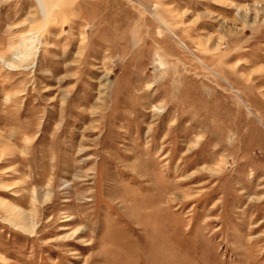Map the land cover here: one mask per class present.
Segmentation results:
<instances>
[{"label":"rangeland","instance_id":"obj_1","mask_svg":"<svg viewBox=\"0 0 264 264\" xmlns=\"http://www.w3.org/2000/svg\"><path fill=\"white\" fill-rule=\"evenodd\" d=\"M0 264H264V0H0Z\"/></svg>","mask_w":264,"mask_h":264},{"label":"bare ground","instance_id":"obj_2","mask_svg":"<svg viewBox=\"0 0 264 264\" xmlns=\"http://www.w3.org/2000/svg\"><path fill=\"white\" fill-rule=\"evenodd\" d=\"M37 41L35 37H32V40H29V45H31L33 42Z\"/></svg>","mask_w":264,"mask_h":264}]
</instances>
